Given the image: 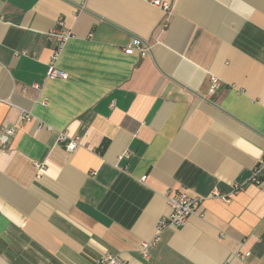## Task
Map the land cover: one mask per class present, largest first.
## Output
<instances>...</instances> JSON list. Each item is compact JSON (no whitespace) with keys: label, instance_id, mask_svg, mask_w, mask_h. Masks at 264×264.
<instances>
[{"label":"crops","instance_id":"0c3cea01","mask_svg":"<svg viewBox=\"0 0 264 264\" xmlns=\"http://www.w3.org/2000/svg\"><path fill=\"white\" fill-rule=\"evenodd\" d=\"M151 1L0 0V127L31 115L0 151V264H264V0ZM177 192L201 205L158 233Z\"/></svg>","mask_w":264,"mask_h":264},{"label":"built area","instance_id":"2783aa9c","mask_svg":"<svg viewBox=\"0 0 264 264\" xmlns=\"http://www.w3.org/2000/svg\"><path fill=\"white\" fill-rule=\"evenodd\" d=\"M152 5L160 8L163 12L168 13L171 9L170 5L166 2H161L160 0H152ZM48 36L54 40V54L47 70V78L48 79H61L66 80L68 75L57 69L55 67V62L59 57V54L65 47V45L73 39L72 31L66 27L65 22L62 17H59L56 20L54 28L49 32ZM150 47L144 44L140 39H133L130 45H128L124 49V53L126 55H133L135 52L141 57L144 58L147 56ZM24 54V53H23ZM212 89H214L217 85V81L212 79ZM1 102V101H0ZM31 120L30 113L22 112L18 123L16 125H3L0 127V151H6L7 142L14 136L16 133V129L22 127L27 122ZM66 135L64 133H60L59 141L64 142ZM78 138L71 139L69 142L65 144V148L68 152H72L78 144ZM129 155L124 153L119 157V159L128 158ZM44 169V166L41 164H36V170L39 173ZM264 165H258L251 177V182L257 186H260L264 181ZM234 193L241 190L238 185H234ZM212 196L223 201H228L226 197L221 195L218 190L212 191ZM168 206L170 208V212L167 216L162 217L156 223L157 232L160 233L165 228H181L186 225L189 218L195 215L201 205L202 200L198 197H191L186 193L177 192L173 194L167 193L165 195ZM155 241L152 243H143V249H147L150 245H154ZM96 264H124L120 262L117 258L112 255L106 254L103 257L97 259Z\"/></svg>","mask_w":264,"mask_h":264}]
</instances>
